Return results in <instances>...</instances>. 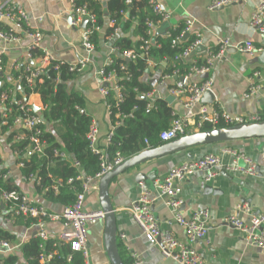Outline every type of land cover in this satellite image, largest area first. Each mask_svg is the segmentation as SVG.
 I'll use <instances>...</instances> for the list:
<instances>
[{
	"label": "crops",
	"instance_id": "crops-1",
	"mask_svg": "<svg viewBox=\"0 0 264 264\" xmlns=\"http://www.w3.org/2000/svg\"><path fill=\"white\" fill-rule=\"evenodd\" d=\"M3 1L0 0V3ZM9 1L17 10L25 14V24H22L19 42L0 39V57H3L4 61L0 78L7 77V80L13 84L12 97H14L17 93L21 94V86L17 80L14 81L10 77L11 65L18 63L19 66L35 68L42 64L43 55L28 56L26 46L30 43V37L27 35V31L41 33L42 40L37 50L41 54L44 51L48 52L53 61L77 64L81 58L86 56V52L81 46L80 33L83 29L81 24L76 27L70 25L69 18L72 16L70 0ZM212 1L156 0L170 14V17L166 22H159V20L154 22L153 37L165 35L167 27L169 30L184 26L187 19L193 21L191 30L188 33H182L183 37L181 36L179 42L185 41L188 35L190 38L191 35H195L194 33H199L201 45L194 48L187 57L179 60L183 65L182 70L185 65L194 67L204 64L210 53H217L221 49L220 40H227L230 45L224 49L221 59L212 61L205 73L208 76L205 77L204 74H196L193 71L187 72V74L190 73L186 79L189 83L211 81L210 90L214 95L212 102L205 100V102L198 103L193 110L197 112L199 107H205L208 111L220 109L231 116L258 114L264 109V65L262 63L264 58L260 56L264 50V32L250 27V17L260 0H247L210 9ZM13 26L7 20H0L2 30H9ZM109 27L112 28V33L105 36V31ZM98 32L97 48L90 55L86 67L67 82V89L83 98L81 113L89 117V124L92 121L96 123L98 141L103 144L107 132L113 125L106 108L105 97L99 90L104 86V83L100 81L97 73L109 55L114 52L113 42L121 36L133 38L134 29L131 27L129 31L123 33L119 26L111 25L110 20L106 18L103 27L99 28ZM246 40H251L255 46L252 54L239 52L232 46ZM172 63L174 64L173 61ZM163 64L166 65V62ZM147 69L148 72L145 71L142 80L155 79L153 84L150 82L152 91L148 98H166L168 88L173 86L177 79L168 77L161 80V74L155 67L148 66ZM255 71H259L260 75L254 76ZM113 83L107 85V88L111 87ZM16 84H19L17 90ZM251 84L258 86V89L253 95L245 97L244 93H248ZM172 97L174 98L171 104L173 113L178 116L185 114L186 109L183 106L185 97ZM25 100L32 113L42 121L41 111L45 106L40 96L31 93ZM57 126L47 122L44 123V130L59 135ZM25 131L26 128L23 124L14 125L6 130L0 129V171H6L4 172L7 174L5 180H8V183L17 188V191L30 202L43 205L50 211L60 212L64 206L45 200L42 196L44 190L41 194L38 193L33 177L26 178L21 174V166L18 163L19 159L23 157V151L14 149L13 144L16 141L14 136ZM195 131V129H189L187 133ZM224 149L248 156L257 165L256 175L250 176L229 169H225L223 172L222 168H219L216 176L206 182L203 175L196 172L177 183L181 187V191L177 195V198L181 200L179 211L187 217L199 209L207 210L208 233L205 238L192 244L200 255L201 264H264V249L247 243L241 231L225 222V218L231 215L237 216L242 221H247L250 213L264 212V164L261 160L264 137L191 147L156 158L141 164L140 167L130 168L112 178L108 193L116 215L118 252L124 264H135L137 260L140 264H179L177 261L163 256L157 246L147 243L132 214L127 210L136 203L141 192L147 189L146 186H149L151 182L148 178L137 180L136 175L139 172L147 174L156 170V174L153 176L154 180L162 179L172 167L184 161L197 160L209 153L218 155L221 162L226 165L232 156L222 154ZM238 163L243 164L241 161ZM79 178L81 185L86 183L88 186V190L84 194L83 209L85 211L100 209L98 179H89L90 177H85L83 174H80ZM57 181L59 182V180ZM140 182L143 185H140ZM148 191L152 195L155 193L154 188ZM167 199V197L157 198L150 205L151 211L162 231L170 232L178 240L186 241L183 228L175 222L174 214L166 204ZM238 203L248 205L249 212L237 211ZM6 216L10 215L6 213L5 209L0 208V228H7L11 231L15 235L16 242L23 244L30 235L36 236V227H31L35 220L23 227L15 225L16 220L21 217L16 218L13 223H8ZM41 228L47 235L46 239L56 240L64 230V226L60 222H44ZM262 228L264 230V223ZM86 230L88 250L86 260L88 263L110 264L102 239L103 219L89 220L86 223ZM20 247L10 253H3L0 258L11 255L17 260L16 264H23L19 253ZM40 263L49 264V262L41 260V257Z\"/></svg>",
	"mask_w": 264,
	"mask_h": 264
},
{
	"label": "built area",
	"instance_id": "built-area-1",
	"mask_svg": "<svg viewBox=\"0 0 264 264\" xmlns=\"http://www.w3.org/2000/svg\"><path fill=\"white\" fill-rule=\"evenodd\" d=\"M243 1L247 0H213L209 8L214 9L220 6H227ZM9 2V0H4L2 3H0V20H7L14 26L13 28H10L6 31L0 28V39L3 41L19 42V33L23 28L22 24H25V14L24 12L17 10L16 7H14ZM70 2L72 4V16L70 17L71 26L76 27L80 25L84 18L88 19L87 24L89 22L94 24L95 18L93 15L89 14L84 9V7L76 8L73 0H70ZM150 3L153 13L159 16V22H166L170 17V14L165 11V9L158 2H156V0H150ZM110 23L111 25H114L115 21L110 20ZM87 24L80 33L81 46L85 50L86 56L81 58L77 64H69V69L71 71L76 69L79 72L81 69L86 67L89 62L90 55L94 52L95 47L90 40L92 28L87 27ZM154 24V21H148V34L153 33ZM192 25L193 21L191 19H187L184 23V28L181 33H188L191 30ZM250 27L252 29L264 32V0H260V2L252 11L250 17ZM94 30L98 31L99 27L95 26ZM169 30H166L165 32L166 36L170 35ZM194 34V40L192 43L185 47L182 52L178 54L180 59L187 57L194 48L201 45L199 33ZM27 35L30 37V43L26 46V49L28 51V56L30 57L32 51L39 47L42 40V35L38 31H27ZM141 40L143 44L140 46V49L146 53L149 47V40ZM179 41L180 37L176 36L172 39V44L176 45ZM229 45L230 44L227 40H220L219 46L221 49L217 51V53H210L207 61L204 64L200 66H194L190 69V71H193L196 74H205L208 70V67L212 64V61L214 59H221L224 49ZM232 46L239 52L247 54H252V52L255 50V46L251 40H246L243 43H238ZM42 55V64L40 66L35 68L25 66V71L29 73L26 76V80L29 85H31L34 82V79L42 73L43 68H45L50 61H52L51 55L48 52L44 51ZM122 56L125 58H133L134 54L133 51L130 50L124 52ZM110 63L111 60L108 57L97 73L100 81L104 83V86L99 89L100 93L104 97L108 93L107 85L114 82L115 78L114 73L109 72L104 74L103 72V67L109 65ZM148 66L155 67V62L153 60H149ZM3 68L4 65L0 57L1 73L3 72ZM12 69H19V64H12L11 70ZM189 74L178 76L179 74L177 70H175L173 74H165L161 76V80L168 77H175V79H177L175 84L168 88L167 96L185 97L183 106L186 109L185 114L181 116L174 114L175 116L170 122V126L160 132L159 139L162 143L185 135L189 129L200 131L205 124L215 127L219 122H223L226 125H232L236 123L252 122L264 119V109L258 114L249 116H231L220 109L216 108L208 111V109L205 107H199L198 111L194 112V107L198 103H201V97L203 93L207 90H210L211 81L204 80L201 83H189L186 80ZM259 75V71L254 72V76ZM179 77H182V80H179ZM3 83V80L0 78V89L3 86ZM257 89L258 86L251 84L248 89V93H244V96L247 97L249 95H253ZM6 90L7 89L0 90V129L4 126L7 129L14 125L23 124L26 128V131L22 134L14 136L16 141H26V146L23 150L22 156L25 158H30L33 155H41L43 153L44 147L46 146V142L39 139V136L42 133V130L37 126L40 123V118L30 112L31 108L26 102L21 103L18 101L16 102L17 114L13 117L12 122L9 123L7 113L11 112L12 110L10 106L5 105V102L9 99V93H11V91ZM111 90L114 92L115 96L114 106L117 107L122 99L120 93L121 86L113 83ZM106 108L108 114L110 115L111 106L106 103ZM113 129L114 126H112L107 132L105 136V142L100 144L98 141L96 123L92 121L88 126V131L86 133L88 148L90 152L96 155L99 159L98 170L89 179H99L103 174L112 170L124 160L122 155L118 152L112 157L107 152L108 146L112 143ZM27 131L30 133L28 136H26ZM144 143L146 145L144 149L149 148V144L146 139L144 140ZM224 153L232 156V159L226 165L221 162L222 160L218 155L209 153L203 155L197 160L184 161L172 167L165 177L162 179H157L153 182V188L155 189V193L153 195L147 189H144L136 203L127 209L132 214L134 221L139 226L147 243L151 246H157L163 256L171 258L177 261L179 264H201L200 255L193 248L192 244L195 241L202 240L206 237L208 233V213L206 209H199L187 217L181 214L179 211L181 200L177 198V195L181 191V187L177 183L187 179L196 172H200L203 175L204 181L209 182L216 176L217 169L223 168V166H225L226 169L234 172L239 171L250 176L256 175L257 165L248 156L244 155L243 153H237L230 149H224L222 154ZM261 160L264 164V150L261 152ZM239 161H241L243 164L240 165L238 163ZM18 164L22 166L21 162ZM74 165H78V163L75 162ZM6 177V173H0V208L5 209L6 213L10 215L8 217L6 216V222L13 223L18 217L33 218L35 222L31 224V227H36L35 235L41 239L47 238L45 231L41 228V225L44 222L62 223L64 230L59 234L57 240L69 243L72 251L82 254L84 258V264H89L86 260L88 258L86 223L93 219H103L104 212L100 209L95 211H85L83 209L84 194L88 190L87 184L84 183L81 185V189L76 194V198L72 204L64 206L60 212H55L48 210L43 205L30 202L17 190L6 189L2 185V180H5ZM68 182H71V179H69ZM59 184L60 181H55L51 188L56 192ZM140 185H143V183L140 182ZM161 197L168 198L166 200V204L173 212L175 222L183 228L186 241L178 240L170 232L162 231L160 229L159 224L157 223L151 211L150 205L157 198ZM236 208L237 211H245L247 213L250 210L249 206L244 203H238ZM248 216L249 217L247 221H242L237 216L231 215L230 217L225 218V222L241 231L244 234V238L247 243L260 249H264V230L262 228L264 223V212L258 214L250 213ZM21 245L22 242L10 243L7 241H0V255L3 253H10ZM53 254L54 253L52 252L42 254L41 260L44 262H49ZM67 259H70V255H68ZM135 264H140V262L137 260L135 261Z\"/></svg>",
	"mask_w": 264,
	"mask_h": 264
},
{
	"label": "trees",
	"instance_id": "trees-1",
	"mask_svg": "<svg viewBox=\"0 0 264 264\" xmlns=\"http://www.w3.org/2000/svg\"><path fill=\"white\" fill-rule=\"evenodd\" d=\"M75 7H84V9L94 16L95 22H89L87 27L92 28L90 40L95 49L98 46L99 32L94 30L97 26L102 28L107 20H114L115 25L119 26L123 33L134 29L133 38L121 36L113 42V49L109 55L111 63L103 67L104 74L112 72L115 74L114 83L121 86V101L117 107L114 106L115 96L111 87H108V93L105 96L106 103L111 106L110 120L114 126L112 143L108 146L107 152L112 157L115 153H120L124 159L142 151L146 145V139L149 148L161 145L159 139L161 131L170 126L174 118L171 104L166 98L154 97L148 98L152 91L150 80H142L145 70L148 68V61L155 62V68L160 72V76L173 74L175 70L178 76H184L190 72L189 65H185L182 70L181 60L178 54L190 45L194 40V35L185 40L172 44V39L176 36L183 37L181 33L184 26H178L169 30L170 35L154 36L148 34V21H157L159 16L152 11L150 0H73ZM129 1V2H127ZM112 33L109 27L105 31V36ZM141 39L149 40V47L144 53L140 46ZM133 51V58H125L126 51ZM41 56L40 51L33 50L32 57ZM177 57V58H176ZM4 65L3 57H1ZM180 60V61H179ZM174 62V64L172 63ZM166 62V65L163 64ZM186 72V73H185ZM78 71H71L69 64L50 61L43 68L42 73L34 79L29 85L26 76L25 66L20 65L19 69H12L10 77L20 84L21 94L12 97L13 84L7 77L2 76L3 86L1 89L11 91L9 99L5 105L11 107V112L7 113L9 123L17 114V103L26 102V98L31 93H36L45 106L41 111L40 123L37 125L42 130L39 139L46 142L41 155H33L30 158L21 157V174L29 178L33 177L38 193L43 191L45 200L58 203L62 206L72 204L76 194L81 189L80 174L85 177L93 176L98 170L99 159L92 154L88 148L86 133L89 126V117L81 113L83 98L67 89V82L73 79ZM0 89V90H1ZM6 90V91H7ZM32 113V111L30 110ZM51 122L58 125L56 134L44 130V123ZM118 122V123H116ZM227 126L223 122L216 124V127ZM211 125L205 124L201 130H208ZM6 130L2 127L1 130ZM30 134L26 132V136ZM11 137V135H10ZM26 146V141H15L14 149L21 152ZM78 165H74V163ZM4 170L0 173L4 174ZM71 179V182L68 180ZM59 180L60 184L55 192L51 189L52 184ZM2 185L8 190H17L8 183V180H2ZM33 218H18L15 225L26 227ZM0 241L16 242L15 235L7 230L0 228ZM52 252L49 264H83L84 258L81 253L74 252L70 244L56 239L41 240L38 236L30 235L29 238L20 247L19 253L23 259V264H42L40 257L42 254ZM70 255V259H67ZM17 260L11 255L0 258V264H16Z\"/></svg>",
	"mask_w": 264,
	"mask_h": 264
},
{
	"label": "water",
	"instance_id": "water-1",
	"mask_svg": "<svg viewBox=\"0 0 264 264\" xmlns=\"http://www.w3.org/2000/svg\"><path fill=\"white\" fill-rule=\"evenodd\" d=\"M70 21V18H69ZM88 22V19L84 18L81 21V27L84 28ZM168 29V27L165 29ZM187 36V35H186ZM261 57L264 58V50L262 51ZM264 65V60L262 61ZM148 72V69L145 70ZM2 73L0 72V76ZM204 76H208L204 74ZM182 80V77L178 78ZM151 84L155 82V79L150 80ZM106 85V84H105ZM16 90L19 88V84L15 86ZM172 96H167L166 100L169 104L173 102ZM214 95L211 90H207L201 97L202 102H212ZM36 111V109H35ZM264 137V119L252 122L236 123L223 127H212L208 130H200L192 133H186L183 136L177 137L173 140L163 142L161 145L144 149L122 161L119 165L115 166L112 170L106 172L98 179V196L100 210L104 212L103 218V230L102 239L107 256L110 264H124L120 254L118 252L117 244V224L116 215L110 202L108 188L112 178L118 174L128 170L130 168L140 167L141 164L152 161L156 158H161L169 154H174L180 151H184L195 146H206L214 143L230 142L234 140L250 139V138H263ZM190 157V156H189ZM225 167L221 171L225 172ZM156 170H153L147 174L139 172L136 175L137 180H143L148 178L151 182L149 186H146L150 191L153 189L154 175Z\"/></svg>",
	"mask_w": 264,
	"mask_h": 264
}]
</instances>
